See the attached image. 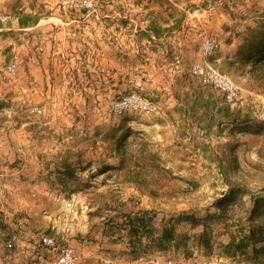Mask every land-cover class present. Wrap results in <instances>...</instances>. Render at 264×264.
Here are the masks:
<instances>
[{"label": "rangeland", "instance_id": "rangeland-1", "mask_svg": "<svg viewBox=\"0 0 264 264\" xmlns=\"http://www.w3.org/2000/svg\"><path fill=\"white\" fill-rule=\"evenodd\" d=\"M17 1L20 0H0L7 4ZM62 1L63 8L82 7L63 6ZM181 1L205 9L201 11V23L189 20L184 28L188 31V48L200 54L197 63L210 57L203 58L200 51L204 37L218 42L211 55L214 56L232 37L241 41L248 27L264 21V0ZM128 7L131 8L129 3L124 5L125 13H129ZM188 56L191 60L193 53ZM11 62L16 63L15 71L7 72L5 67L0 74V80L7 82L0 90V264L44 263L48 253L39 244L43 234L74 245L80 256L93 245L103 255L118 258L115 264L121 258L123 264L131 258L156 256L161 260L184 257L191 263L204 261L218 255L219 242L228 239L222 223H212L209 249L194 244L193 234L199 227L180 222L175 232L189 235L185 245L157 251L145 246V238L139 244L129 243L125 227L119 224L120 213L151 209L156 214V226H162L179 212L202 216L212 209L211 201L226 190V174L248 190L264 193V132L242 133L232 129L227 121L221 122L217 115L205 116L201 108L194 111L190 88L204 86L214 92L213 96L222 97L212 85L203 84L190 74V68L197 63L184 69L180 83L173 77L177 84L169 94L166 90L157 94L147 91L142 82L125 90L124 94L142 85V93L160 104L158 113L113 116L107 108L114 97L104 102L87 99L88 104H83L70 92L53 88L50 68L45 74L43 93L36 91L33 78L22 84L19 64L14 57ZM216 66L240 87V97L229 107L237 114L249 113L263 121L264 93L258 82L247 72L228 67L225 56ZM186 90L189 96L184 95ZM167 97L176 98L181 104H167ZM195 112V117L191 116ZM123 131L129 132L127 140L132 143V150L125 151V163L142 159L133 148L145 142L146 153L153 154L160 167L144 177L142 191L126 180L127 164L97 173L103 165L119 163L121 154L117 153L115 137ZM63 159L74 168V177L65 182L57 175ZM39 164L42 167L37 171ZM53 194H61L65 200L57 201ZM67 199L72 200L70 205L66 204ZM8 241L13 242L10 249L6 247ZM222 263L246 264L238 259Z\"/></svg>", "mask_w": 264, "mask_h": 264}, {"label": "crops", "instance_id": "crops-1", "mask_svg": "<svg viewBox=\"0 0 264 264\" xmlns=\"http://www.w3.org/2000/svg\"><path fill=\"white\" fill-rule=\"evenodd\" d=\"M60 1L0 2V74L14 57L24 77L22 84L33 78L36 91L43 93L50 68L54 89L70 92L88 104L87 99L104 102L108 97L118 98L139 82L147 91L157 94L166 90L169 94L177 84L173 77L179 82L184 69L201 60L196 49L188 48V31L184 29L189 20L201 23V11L205 9L199 4L190 7L181 0H94L95 9L89 11L84 7L63 8ZM127 3L131 5L129 13L124 12ZM239 43L240 38L232 37L209 60L219 66V59L231 55ZM6 85L0 80V90ZM170 101L181 104L171 97L165 103ZM41 167L39 164L37 171ZM94 247L90 245L82 252L78 264L116 263L118 258L107 257ZM217 256L223 261L229 259Z\"/></svg>", "mask_w": 264, "mask_h": 264}, {"label": "trees", "instance_id": "trees-1", "mask_svg": "<svg viewBox=\"0 0 264 264\" xmlns=\"http://www.w3.org/2000/svg\"><path fill=\"white\" fill-rule=\"evenodd\" d=\"M225 62L228 67L247 72L258 82L264 93V21L246 29L233 53L225 56ZM190 89L189 91L194 95V111L201 108L205 116L217 115L221 122L227 121L232 129L237 128L242 133L258 135L264 132V120L258 121L249 113L237 114L223 97L219 99L213 96L214 92L209 88L198 86ZM189 91L186 90L184 95L189 96ZM195 115L196 112L191 116L195 117ZM128 134V131H123L115 137L117 153L121 154L119 163L103 165L97 173L109 169H120L122 165L127 164L128 181L142 189L141 183L144 177L150 176L152 170L160 169V167L154 161V155L146 153L145 142H139L133 148L142 156L141 160L124 162L125 151L132 150L130 147L132 143L127 140ZM65 160H62V167L57 170V175L63 182L74 177V168ZM230 167L234 169L232 164ZM223 178L226 182V190L211 201L212 209H207L202 216L179 212L166 219L162 226H156L154 222L156 214L151 209L141 208L136 211L121 212L119 224L125 227L129 243L139 244L145 238L148 241L145 246L157 251H165L169 248L178 249L180 243L185 245L189 235H179L175 232L176 225L180 222H187L191 228L199 227V230L193 234L194 244L199 248L209 249L212 243V223L220 222L223 225V231L228 234V239L219 242L218 255L238 259L246 264H264V193L261 190L258 192L248 190L245 185L231 179L228 174Z\"/></svg>", "mask_w": 264, "mask_h": 264}, {"label": "built area", "instance_id": "built-area-1", "mask_svg": "<svg viewBox=\"0 0 264 264\" xmlns=\"http://www.w3.org/2000/svg\"><path fill=\"white\" fill-rule=\"evenodd\" d=\"M216 39L204 37L200 43L202 57L211 56L218 47ZM16 63L11 62L6 66L7 72L13 73ZM190 74L198 78L201 83L212 85L222 95L224 101L230 105L236 103L240 97V87L226 73L208 59L195 64L190 68ZM143 86L139 85L138 90L130 91L118 98L112 99L108 104V114L119 116L127 112H136L139 114H155L161 110L158 102L148 98L142 93ZM55 200H65L61 194H53ZM72 200L67 199L66 204L70 205ZM39 244L46 250L48 256L44 263L41 264H78L80 253L77 248L69 243L58 241L53 235H40ZM13 242L8 241L6 247L12 248ZM219 256H212L204 261L191 263L188 259L181 257H168L161 260L160 256L153 258L139 257L128 259L123 264H223ZM115 264V263H112Z\"/></svg>", "mask_w": 264, "mask_h": 264}, {"label": "bare ground", "instance_id": "bare-ground-1", "mask_svg": "<svg viewBox=\"0 0 264 264\" xmlns=\"http://www.w3.org/2000/svg\"><path fill=\"white\" fill-rule=\"evenodd\" d=\"M62 4L68 7L82 6L90 9L94 7V2H92V0H63Z\"/></svg>", "mask_w": 264, "mask_h": 264}]
</instances>
